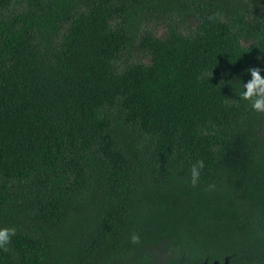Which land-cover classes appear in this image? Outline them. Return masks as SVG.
<instances>
[{
    "label": "trees",
    "instance_id": "16d2710c",
    "mask_svg": "<svg viewBox=\"0 0 264 264\" xmlns=\"http://www.w3.org/2000/svg\"><path fill=\"white\" fill-rule=\"evenodd\" d=\"M257 65L264 0H0V264L263 263Z\"/></svg>",
    "mask_w": 264,
    "mask_h": 264
},
{
    "label": "clouds",
    "instance_id": "9594fccd",
    "mask_svg": "<svg viewBox=\"0 0 264 264\" xmlns=\"http://www.w3.org/2000/svg\"><path fill=\"white\" fill-rule=\"evenodd\" d=\"M250 74V78L244 81L242 78L239 79L236 87L239 91L236 95L239 99L247 102V106L250 107L252 112L256 114H264V68L257 66H249L245 69ZM231 81V80H228ZM233 88V84L230 83ZM204 168V161L202 159L196 160L190 166V183L192 186H196L201 178V170ZM214 187L213 185L209 186ZM15 226H0V250L10 251L9 245L12 237L16 235ZM130 241L132 243H138L140 241V235L138 233L130 234ZM215 260V259H213ZM213 260L211 264H213ZM209 264V262H208Z\"/></svg>",
    "mask_w": 264,
    "mask_h": 264
},
{
    "label": "rangeland",
    "instance_id": "374dc122",
    "mask_svg": "<svg viewBox=\"0 0 264 264\" xmlns=\"http://www.w3.org/2000/svg\"><path fill=\"white\" fill-rule=\"evenodd\" d=\"M188 26H190L192 29L195 28V21L193 19L187 18ZM149 24L151 27L154 28L156 34L160 37L165 36L167 32V26L165 23L162 22V19H154L153 21H150ZM132 60L136 61H144L149 62V58L144 54L140 53V51L137 49V46L134 47V49L131 52ZM128 59L127 54H123L120 61H118L119 68H122L124 66V60Z\"/></svg>",
    "mask_w": 264,
    "mask_h": 264
},
{
    "label": "water",
    "instance_id": "95a60500",
    "mask_svg": "<svg viewBox=\"0 0 264 264\" xmlns=\"http://www.w3.org/2000/svg\"><path fill=\"white\" fill-rule=\"evenodd\" d=\"M204 264H208V262H205ZM213 264H228V260L225 263H220V262L216 261ZM258 264H264V262L263 263H258Z\"/></svg>",
    "mask_w": 264,
    "mask_h": 264
}]
</instances>
